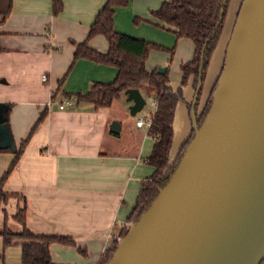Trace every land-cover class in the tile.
Segmentation results:
<instances>
[{
	"label": "crops",
	"instance_id": "0c3cea01",
	"mask_svg": "<svg viewBox=\"0 0 264 264\" xmlns=\"http://www.w3.org/2000/svg\"><path fill=\"white\" fill-rule=\"evenodd\" d=\"M55 1L61 4L57 13L53 9ZM108 1L11 0L10 12L0 25L4 123L16 151L26 141L2 186L9 198L0 201V264H22V247L28 241L17 238L5 246L2 233L21 232L15 215L24 202V223L30 233L66 237L73 242V246H49L52 264H100L128 225L142 183L154 172L146 162L154 142L148 129L136 127L137 116L129 115L131 104L125 102L123 92L110 107L99 109L76 97L85 95L94 83L106 85L116 78L117 69L112 66L74 59L76 47L86 41L90 26ZM124 1V6L113 9L114 31L167 51L173 49V54L150 51L145 68L148 72L164 68L168 86L178 90L180 69L192 58L193 43L176 39L150 15L159 9L161 0ZM241 1H229L235 5L229 16L230 30L226 34L222 29L211 56L199 109L223 66ZM47 32L51 38H47ZM87 44L98 53L108 50V43L100 35ZM42 76L47 82H41ZM192 83L190 79L182 88L184 101L175 108L174 153L192 130L188 109L194 96ZM138 90L146 104L154 101L148 90ZM41 114L44 118L38 122ZM112 121L119 124V132L109 130ZM13 160L14 153L0 150V180Z\"/></svg>",
	"mask_w": 264,
	"mask_h": 264
},
{
	"label": "water",
	"instance_id": "95a60500",
	"mask_svg": "<svg viewBox=\"0 0 264 264\" xmlns=\"http://www.w3.org/2000/svg\"><path fill=\"white\" fill-rule=\"evenodd\" d=\"M202 65L203 53L188 105L192 139L156 198L125 227L107 264H260L264 258V0L241 1L198 126ZM123 95L131 117L146 105L138 89ZM4 121L0 105V150L15 153ZM119 129L112 121L109 130ZM188 138L176 153L172 138L170 165Z\"/></svg>",
	"mask_w": 264,
	"mask_h": 264
},
{
	"label": "trees",
	"instance_id": "16d2710c",
	"mask_svg": "<svg viewBox=\"0 0 264 264\" xmlns=\"http://www.w3.org/2000/svg\"><path fill=\"white\" fill-rule=\"evenodd\" d=\"M229 1L161 0L159 9L150 13L161 24L162 29L172 33L176 39L185 38L194 45L192 58L181 66L182 78L180 87L176 92L172 91L168 86L167 73L159 74L156 70L148 72L145 68V62L150 51H167L166 49L114 31L113 9L117 5L124 6V0H109L90 26L86 41L76 47L74 52L75 60L86 59L117 69L116 78L112 83L106 85L94 83L85 95H76L78 99L91 104L95 109L108 108L114 101L119 99L120 94L125 90L145 88L151 93L156 104V108H153L150 113L151 124L148 128V135L152 138L154 144L146 160L154 168V172L147 182L142 183L139 196L128 217V223H135L156 198L158 191L167 183L185 147L192 139L193 134L176 156L174 163L170 165L173 118L178 102L183 101L182 88L192 79V86L195 89L202 53L201 84L203 83L211 56L219 39ZM10 7L11 0H0V25L7 18ZM53 9L54 13L59 12L61 4L55 1ZM134 23L137 24L138 21L135 20ZM97 35L103 36L108 43L106 53H98L87 46L88 41ZM167 52L173 54V49ZM214 88L215 86L197 119L198 126L202 123L209 109ZM43 118L44 114H41L38 122H41ZM25 142L14 153V160L0 180V201L5 202L9 198L3 193L2 186L20 158ZM24 214L25 202L15 215L21 225V232L14 234L4 230L2 233L5 246L10 245L12 240L17 238L28 241L22 247V264H52L49 253L51 244L58 243L73 246V242L66 237L33 235L26 229ZM126 232L127 229L124 227L120 232V237H123ZM116 248L117 243L107 251L100 264H107ZM260 264H264V258Z\"/></svg>",
	"mask_w": 264,
	"mask_h": 264
},
{
	"label": "rangeland",
	"instance_id": "374dc122",
	"mask_svg": "<svg viewBox=\"0 0 264 264\" xmlns=\"http://www.w3.org/2000/svg\"><path fill=\"white\" fill-rule=\"evenodd\" d=\"M235 5L233 2H229L228 5H227V10H228V14H227V11H226V15H227V18H226V15H225V19H224V22H223V25H222V28H221V31L222 29L225 31V33L227 34L230 30V26H231V19L229 18V16L231 17V14L232 12L234 11V8ZM221 34V32H220ZM220 36V35H219ZM219 40V39H218ZM158 53V51H155V50H152V53ZM206 75V74H205ZM202 88H204L202 86ZM204 94V89H203V92L201 91V94ZM203 96V95H202ZM148 98V96H146ZM201 97V95H200ZM148 102V101H147ZM152 108L150 107V104L149 102L144 106L143 110L139 113L143 116H148L151 112H152ZM137 116V115H136ZM20 209V207L18 208Z\"/></svg>",
	"mask_w": 264,
	"mask_h": 264
},
{
	"label": "built area",
	"instance_id": "2783aa9c",
	"mask_svg": "<svg viewBox=\"0 0 264 264\" xmlns=\"http://www.w3.org/2000/svg\"><path fill=\"white\" fill-rule=\"evenodd\" d=\"M47 38H51V33L47 32L46 33ZM41 82L45 83L47 82V77L46 76H42L41 77ZM149 104L151 107L156 108V104L154 101H149ZM64 108V105H60L59 109L62 110ZM151 124V116L150 114L148 116H143L141 114H137L136 117V121H135V125L138 128H146L148 129L150 127Z\"/></svg>",
	"mask_w": 264,
	"mask_h": 264
}]
</instances>
